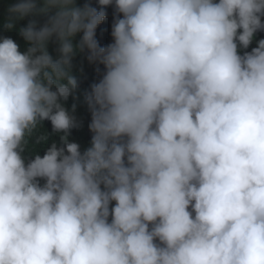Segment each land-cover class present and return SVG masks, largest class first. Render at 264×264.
<instances>
[{"label": "clouds", "instance_id": "1", "mask_svg": "<svg viewBox=\"0 0 264 264\" xmlns=\"http://www.w3.org/2000/svg\"><path fill=\"white\" fill-rule=\"evenodd\" d=\"M25 19L23 49L0 35V264H264V0H7ZM77 54L103 66L83 149Z\"/></svg>", "mask_w": 264, "mask_h": 264}, {"label": "trees", "instance_id": "2", "mask_svg": "<svg viewBox=\"0 0 264 264\" xmlns=\"http://www.w3.org/2000/svg\"><path fill=\"white\" fill-rule=\"evenodd\" d=\"M7 0H0V20H2L3 16V11H4V6ZM79 4H82L85 2V0H77ZM93 4H95V0H92ZM108 11V16L105 19V21L100 24L97 28V33H96V38L100 44V46H105L109 43L112 42L111 38V23H112V8L109 7L107 9ZM28 20L25 19L23 21H19L16 25V28H14L11 31H5L2 27V24H0V35H7L11 36L14 40L17 41L21 45V48H24V41L23 39L19 36L18 34V29L19 27L25 26L27 24ZM263 32L257 34V38L259 35H261ZM79 39V37H77ZM255 46V43H253L252 47ZM54 48L55 45H50L49 51L54 53ZM250 50V49H249ZM97 68H99L100 72L103 71V66L102 65H94L90 64L86 57L83 54H77L73 60V73L77 78L78 81V88L74 95L77 97L76 100L73 99L72 96L69 97L68 101L66 102V106L71 108L73 103H76L77 105V110H76V115L78 119L83 121V126L78 128V129H73L71 133L70 140L77 142L81 145V148H85L88 146L90 138H91V133L88 131V123L90 121V114L87 111V106L83 102V96L85 91L89 90L90 85L94 82H96L100 77L99 73L97 71ZM46 131L51 133V124L48 121L44 122V128H40L37 130V133L34 134L36 135H46ZM52 139H58V137L55 136H50L49 137V143L51 142ZM42 145H30V147L33 148H39ZM44 147H47V144L44 145ZM43 148H40V154H43Z\"/></svg>", "mask_w": 264, "mask_h": 264}]
</instances>
